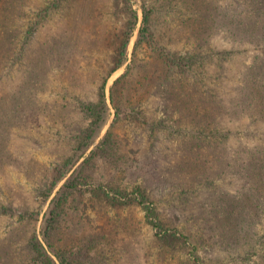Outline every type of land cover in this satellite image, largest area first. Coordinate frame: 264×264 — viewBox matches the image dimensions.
<instances>
[{
  "label": "trees",
  "instance_id": "obj_1",
  "mask_svg": "<svg viewBox=\"0 0 264 264\" xmlns=\"http://www.w3.org/2000/svg\"><path fill=\"white\" fill-rule=\"evenodd\" d=\"M85 1L87 0H49L38 8L36 15L38 17L45 16L49 11L77 7L78 4H83ZM203 1L151 0L148 3L144 0L142 5L143 21L135 40L134 50L142 44H146L151 59L139 60L133 51L131 61L127 64L124 72L113 82L111 101L116 110L114 123L53 198L50 215L46 218V226L41 231L49 250L56 254L60 264H143L141 258L144 255L142 252L144 247L139 240L138 228L130 222L132 207L143 211L145 221L155 229L157 244L164 247L165 243L175 236V228L171 229L166 226L158 215L154 201L155 193L154 191L151 192L150 183L147 182L156 179V177L160 181L172 184V195L174 198L173 190L175 189L180 199L178 203H188L193 183L199 185L196 181L204 184L205 187L210 185L214 188V171L225 172L230 170L245 175L247 177L244 180L251 182L254 189L252 192H248L246 196L235 197L230 193H218L215 197H210L209 200L213 204L212 209L209 208V212L213 213L214 218L213 234H216L217 231L223 234L221 238L226 237L225 235L236 238L246 235V231L255 225V219L259 217L258 211L262 209L259 200L263 199L253 196V193L256 192L257 196L260 195V192H257L261 185L259 183L264 181V144L257 145L256 149L243 145V147L239 146L232 149L231 152L226 151L223 154L226 148L221 141L226 139L228 133L219 129L217 116H222L225 111L227 116L232 117L234 114L238 117L248 116L250 112V116L256 114L264 119V0H250L248 9H241V15L245 12V18L240 16L237 9L233 10L227 7L229 11L226 13L225 6L220 5L218 8V5V7L214 5L211 7L207 1ZM88 2L93 11H98V13L96 15L89 13L85 17L83 13L84 23L87 21L95 23L103 19L121 20L122 26L120 28L109 26L103 27L107 29H101L102 22L100 29L91 31V36L89 33L87 34L89 39L85 40V45L88 43L93 45L91 46L93 49L108 47L111 50L107 54L105 66L101 68V71L96 69L94 65L98 62L95 61L96 59L90 60L88 55L81 58L85 60L74 59L73 56L64 57L61 55L59 57L60 50L58 49H55L58 50L55 51L57 56L50 55L32 64L27 62L24 67L26 77L24 80L17 81L13 103L6 104L12 98L8 101L0 98V169L14 158L11 150H9L12 130L16 127L22 128L32 118L34 121H38L36 112H40V110L28 101V98L31 97L28 95V91L33 93V91L40 92L45 88L50 90L51 83L49 86L48 84L51 73L55 69H57L54 72L57 73L63 97L65 98L68 94L72 98V101H61L60 106L63 108V112L60 115L57 110L54 111V114L57 115H53L52 119L56 123L58 135H61L65 124H67V114L73 111V106L80 110L84 117L90 119L87 124L81 125L80 122H77L75 126L66 125L71 130V132L68 131L67 144L70 145L72 152L56 164L57 173L55 176L57 180L61 179L78 161L106 123L110 114L106 98V83L109 76L128 59V47L136 28L138 13L133 8L131 0H88ZM0 5L5 6L6 3L0 0ZM166 6H176V10H181V13L192 12L189 17L181 20L182 27L179 28V31L185 29L184 27L193 30L195 35L200 38L195 49L182 52L160 43L159 37L155 38L153 30L155 24L154 9ZM105 13H109V16L106 17ZM1 14L6 17L8 11L2 9ZM124 14L126 15L125 18H123ZM35 22L25 25L17 49L14 48L11 41L14 36H17V33L9 32L7 34L5 32L6 35L1 33V67L4 66L5 61L9 62L7 60L10 57H23L27 50V44L34 30L37 29L36 24L39 21ZM16 31L18 32L17 29ZM218 33H222L225 37H227L226 34L233 37V40L237 42L232 44L234 50L242 51L244 44L249 42L262 53L255 52L250 64L246 65V78L241 85H238L236 95L234 94L228 99H223V96L213 97L217 99L212 98V107L209 108L201 105L207 99V95L198 92L193 85L192 89L186 90L187 84L183 82L181 75H187L188 72L194 70L197 62H204L207 50L204 51L202 47L208 46V43L206 44L208 39ZM189 36L192 35L189 34ZM169 40H173V38L171 37ZM81 43L83 46L84 42ZM70 44L75 49L80 45V42L72 41ZM88 47L90 48V46ZM230 53H232L231 50ZM210 54L212 56L220 55L218 57L220 60L224 58L223 54H219V51L215 49H211ZM46 60L48 64L50 63L47 68L49 69V76L47 70H43L46 67ZM80 61L88 64L92 61L91 67H88L90 72L85 71ZM81 67L82 70H80ZM64 72H66V77L61 78L60 74H64ZM93 78L97 80L95 82L97 89L92 96L89 92L88 83L91 80L94 82ZM80 86L81 90L76 91L74 89ZM153 89L159 90L161 93L159 101L162 102L163 108L168 112L165 116L150 119L148 124L146 114L140 109V106L143 104L146 95L151 93ZM210 95L215 96V94ZM54 104L49 103L50 109L52 106L54 107ZM186 108L190 118L195 122L192 127V138L186 145L189 149L180 159L168 160L164 158L165 164H161L157 155L152 152V148L160 139L158 133L156 135L155 132L167 126L172 130H177L174 127V121H178L180 117L175 116V112L180 111V116H182L181 109ZM121 116L131 120H139L141 124H144V128L149 129L150 135L147 138L151 143L148 147L151 152L142 164L139 161L134 163L133 170L140 172L131 187L113 185L111 179L106 182L96 181L84 173L85 167L89 166L99 156H113L112 159H109L110 162L115 163V166L124 161L125 154L120 153L124 145L121 144V140L114 131L117 119ZM210 127H212V132L208 131ZM215 150L217 151V159L214 156L211 157L210 153ZM147 164L154 165L152 170L147 169L155 177L149 174L145 175L141 180L143 183H139V175L147 174L141 171L143 166H152ZM219 165L221 167L226 165L227 167L219 170ZM185 173L191 174L189 176L194 181L184 184L185 188H181L180 183L177 184L172 179ZM168 178L172 180V183ZM51 189L47 187L43 192L44 196H47ZM162 192V187H156V194ZM85 197L87 198L86 201ZM263 211L264 209L261 212ZM14 212L12 203H5L0 199V213L12 215ZM24 213H28V211ZM126 213L127 215H125ZM186 214L189 215L190 213L187 211ZM66 215H70L68 224L65 222ZM24 218L26 217L19 215L18 219L21 222ZM239 218L241 221H238ZM224 229L227 230L226 233H224ZM16 232L20 237L22 232L20 230ZM53 238H56L61 244L58 243L55 246L52 242ZM226 239L228 240L225 241V245H230L232 242L229 238L226 237ZM221 248L227 252L234 249V247ZM198 252V247H193L191 260L188 258L189 261L186 262L211 264L207 263L202 254L200 255ZM126 256L129 257L126 258ZM210 258L212 260V257ZM0 264L57 263L39 237L33 234L28 238L27 247H19L16 250H5L0 247Z\"/></svg>",
  "mask_w": 264,
  "mask_h": 264
},
{
  "label": "rangeland",
  "instance_id": "obj_2",
  "mask_svg": "<svg viewBox=\"0 0 264 264\" xmlns=\"http://www.w3.org/2000/svg\"><path fill=\"white\" fill-rule=\"evenodd\" d=\"M48 1L3 0L6 5H0V27L2 26L0 28V37H2L1 33L3 35L5 32L7 34L9 32L17 33V36H14L11 40L16 49L20 45L19 42L23 36L25 25L33 21H39L36 24L37 29L34 30L27 44V50L23 57H10L7 60L9 62L5 61L4 66H0V98L2 97L4 101L12 98L6 104L13 103L16 95V83L17 81L24 80L26 77L25 64L27 62L31 64L35 63L50 55L57 56L56 52L58 50H60L59 57L61 55L64 57L73 56L74 59L85 60L81 58L88 55L90 56V60L96 59L95 61L98 63L94 67L101 71V68L105 66L107 54L111 50L108 47L93 49V47L91 48L93 45H89L88 43L85 45V40L89 39L87 34H90L94 29H100L102 22L103 26L101 29H107L103 27L109 26H114V28H120L122 26L121 20L114 19H103L95 23L87 21L84 23L83 13L84 17L89 13L93 15L98 13V11H93L88 0L83 4H78L77 7L49 11L47 15L38 17L36 15L38 8ZM145 1L148 2L151 0ZM205 1L211 7H214V5H218V8H220V5L225 6L226 13L229 11L227 7L233 10L237 9L242 18H245V12L241 15V9H248L250 2V0H204L203 2ZM203 2L201 3L203 4ZM143 3L144 0H131L133 8L138 13V19L141 11L142 21ZM221 8L224 9L223 7ZM2 9L3 11H8V16L6 15L5 17V15L1 14ZM190 13L192 12L186 11L181 13V10H176V6L154 9L155 24L153 25V30L155 32V38L159 37L160 43L182 52L195 49V45L200 38L195 35L193 30L184 27L185 29L179 31V28L181 29L182 27L181 20L189 17ZM105 16H109V13H105ZM125 16L124 14L123 18ZM136 28L134 29V33ZM139 29L136 34L133 33L134 37H131L127 61L117 68L107 80L106 91H108V94L106 92V98L110 114L106 123L90 147L61 179H56V164L61 162L64 156H68L72 152L70 145L67 144L68 131L71 132V130L66 125L70 124L71 126H75L77 122H80L81 125L87 124L90 119L84 117L83 113L73 106V111L67 114V124H65L61 135H58L56 132V123L52 119L53 115H57L54 114V111L57 110L60 115L63 112V108L60 106L61 101H72L71 95L67 94L64 98L61 93L58 83L59 79H57V73L54 72L57 69L51 73L48 84L49 86L51 83L49 86L50 90L45 88L40 92L33 91L32 93V91H28V95L31 96L28 98V101L36 105L40 112H36L38 121H34V118H32L22 128L16 127L12 130L9 150H11L14 158L12 161L9 160L10 162L0 169V199L5 203H12L15 211L12 215L0 213L1 248L5 250H16L19 247H27L28 238L36 234L56 263L60 264L56 254L49 250L41 231L46 226V218L50 215L49 212L53 205V198L114 123L116 110L111 101V86L113 82L124 72L127 64L131 61L133 51H135L136 57L139 60L143 59L145 61L151 59L146 44H142L134 50ZM189 34L192 36H189ZM226 36L218 33L210 37L206 42L208 46L202 47L204 51L207 50L204 62H197L194 70L188 72L187 75H181L183 82L187 84L186 90L192 89L193 85L198 92L207 95V99L201 104L203 107H212V100H216L218 97L223 96V99H228L233 97L234 94L236 95L238 85H241L244 78H246V65L250 64L255 52L259 51V53H262L261 50L255 48L249 42L244 44L242 51L234 50L232 44L237 42L233 40L232 36L227 34ZM6 37L8 38V36ZM171 37L173 40H169ZM72 41H78L80 45L74 49L70 44ZM203 41H206V39H203ZM81 42H84L83 46ZM87 46H90V48H87ZM211 49L219 51V54H223L222 56L224 58L220 60L218 58L220 55L212 56L210 54ZM230 50L232 53H230ZM80 64L85 71L90 72L88 68L91 67L90 64L87 62L84 63V61H80ZM45 66L43 70H47L46 72L49 76V69L47 68L50 66V63L48 64L47 60ZM83 68L81 67L80 70ZM65 73L60 74V77L65 78ZM88 78L91 77L88 76ZM91 81L88 83V87L90 95L93 96L97 89L95 84L97 80L93 78L94 82ZM74 89L79 91L81 90V86ZM210 94H215V96ZM160 97L161 93L159 90L153 89L151 93L146 95L143 104L140 106V109L146 114L148 124L150 119L165 116L166 112H168L163 108L162 102L159 101ZM49 103H55L54 107L51 105L52 107L50 109ZM223 104H226V102H223ZM181 112L183 113L182 116H180V111L175 112V116L180 117L178 121H174V127L177 130H172L167 126L155 132L156 135L158 133L160 139L152 148V152L154 155H157V159H159L161 164H165L164 158L168 160L180 159L185 154V151L189 149L186 145L192 138V127L195 122L187 113V108L181 109ZM62 118L64 120V117ZM217 123L222 132L228 133L226 139L221 141L226 148L223 154L226 151L231 152L232 149H236L239 146L243 147V145L256 149L257 145L264 144V119H261L256 114L250 116L249 112L248 116L238 117L234 114L232 117L230 115L227 116L225 111L222 116H217ZM148 130L144 128V124H141L139 120H131L123 116L119 117L114 126V131L121 140V144L124 145L121 148L122 150H120V153L125 154L124 161L120 162L118 166H115V163L110 162L109 159H112L113 156H99L89 166L85 167L84 173L96 181L106 182L111 179L113 185L131 187V184L135 182L140 172L133 170L135 167L134 163L139 161L142 164L151 152L148 150V147L151 145L150 140L147 138L150 136ZM208 131L212 132V127ZM66 134L67 136H65ZM210 153L211 157L214 156L217 159L216 150ZM147 165L152 166H143L141 171L147 174L143 173L139 175V183H143L141 180L145 175L149 174L155 177L148 170H152L151 168L154 165ZM226 167V165L222 167L219 165L218 169L221 170ZM226 171L213 172V177L215 178L214 188L210 185L205 187L199 181H196L199 184L198 186L193 183V189L190 190L188 203H178L180 199L175 189L173 190L175 195L173 198L172 184H168L169 182L160 181L157 177L156 179L147 181L150 183L151 192L154 191L155 193L154 201L159 217L164 221L166 226L171 229L173 227L175 228V236L169 242L165 243L164 247L158 245L155 229L150 223L145 221L143 211L139 208L132 207L130 222L132 224L134 223L138 228L139 240L144 247L142 250L144 255L141 258L143 264H193L191 261L189 263L186 262L191 260L190 257L193 247H198V253L200 255L202 254L206 262L211 264H264V211L261 212L264 209V181L259 183L261 185L257 192H260V195L257 196L256 192L253 193V196L262 197L263 200H259L262 204V209L258 211L259 217L255 219V225L246 231L247 234L236 238L225 235L232 242L230 245H225V241L228 239L226 237L221 238L222 233L216 231V234H213L212 225L214 218L212 216L213 213L209 212V208L212 209L213 204L209 200L210 197H215L218 193H230L235 197H242L254 190L251 182L244 180L247 176L231 172L230 170ZM189 175L191 174H180L172 180L177 184L180 183L181 188H185L184 184L194 181ZM168 179L172 183V180L170 178ZM47 187L52 189L47 196H44L43 192ZM156 187H162L163 192L156 194ZM25 211H28V213H24ZM187 211L190 213L189 215L186 214ZM19 215L26 218L20 222L18 219ZM69 217L70 215L65 216L66 224L69 223ZM238 221H241L240 218ZM17 230L22 232L20 237L16 232ZM226 231L224 229V233ZM52 242L55 246L58 243L61 244L56 238H53ZM221 247H234V249L231 252H227ZM128 257L126 256V258ZM210 257H212V260Z\"/></svg>",
  "mask_w": 264,
  "mask_h": 264
},
{
  "label": "water",
  "instance_id": "obj_3",
  "mask_svg": "<svg viewBox=\"0 0 264 264\" xmlns=\"http://www.w3.org/2000/svg\"><path fill=\"white\" fill-rule=\"evenodd\" d=\"M141 21H142V13H141V11H140V13H139V19H138V23H137V28H136L134 34H136V32L138 31L139 26H140V24H141ZM133 37H134V35L132 36V38H133ZM107 89H108V87H107ZM106 92H107V94H108V91H106Z\"/></svg>",
  "mask_w": 264,
  "mask_h": 264
}]
</instances>
